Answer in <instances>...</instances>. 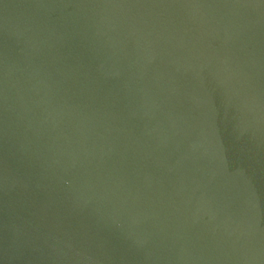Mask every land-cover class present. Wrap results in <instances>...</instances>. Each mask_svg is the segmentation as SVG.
Masks as SVG:
<instances>
[{
    "label": "water",
    "instance_id": "95a60500",
    "mask_svg": "<svg viewBox=\"0 0 264 264\" xmlns=\"http://www.w3.org/2000/svg\"><path fill=\"white\" fill-rule=\"evenodd\" d=\"M0 264H264V0H0Z\"/></svg>",
    "mask_w": 264,
    "mask_h": 264
}]
</instances>
